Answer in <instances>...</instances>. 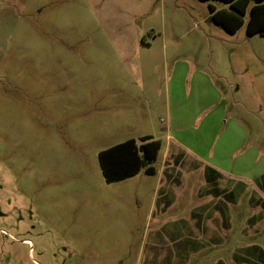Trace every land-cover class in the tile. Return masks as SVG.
I'll return each instance as SVG.
<instances>
[{
    "label": "rangeland",
    "instance_id": "obj_1",
    "mask_svg": "<svg viewBox=\"0 0 264 264\" xmlns=\"http://www.w3.org/2000/svg\"><path fill=\"white\" fill-rule=\"evenodd\" d=\"M210 3L232 9L220 0H0V264H264L229 255L252 244L239 230L257 215L246 196L227 245L176 223L195 197L162 210L158 196L168 144L191 156L202 136L193 131L225 103L264 163V34L247 33L248 14L227 31ZM145 134L164 143L148 165L158 173L107 182L99 152ZM257 237L264 250V232Z\"/></svg>",
    "mask_w": 264,
    "mask_h": 264
},
{
    "label": "crops",
    "instance_id": "obj_2",
    "mask_svg": "<svg viewBox=\"0 0 264 264\" xmlns=\"http://www.w3.org/2000/svg\"><path fill=\"white\" fill-rule=\"evenodd\" d=\"M237 119L228 112L225 103L223 112L212 115L206 124L193 131L202 136L193 143L195 152L189 150L191 156L176 144L169 143L163 158L168 166L161 171L164 183L158 196L165 198L161 202L162 210L176 203V198L185 192L195 197L188 218L178 219L176 223L187 224L189 228L205 233L212 242L208 241V244L215 245H227V238L236 225L235 207L246 196L248 209H257V215L249 218L244 227L239 226V230L245 228L254 236L252 244L246 248L237 245L235 250H229V255L236 261H264V250H260L258 244L261 237H257L264 232V216L258 209L260 197L264 196L259 185L264 182V163L259 166L261 153L249 146L248 132L243 124L239 126ZM203 132L209 134L203 137ZM163 144L162 141V148ZM180 164L189 166L185 174L173 171ZM155 169L157 174L159 170ZM262 186L264 189V184Z\"/></svg>",
    "mask_w": 264,
    "mask_h": 264
},
{
    "label": "trees",
    "instance_id": "obj_3",
    "mask_svg": "<svg viewBox=\"0 0 264 264\" xmlns=\"http://www.w3.org/2000/svg\"><path fill=\"white\" fill-rule=\"evenodd\" d=\"M231 5L218 7L210 3L212 19L231 33L237 32L247 20V33L264 34V0H220ZM162 141L152 134L131 137L99 152L102 172L107 182H116L137 175L143 168L147 174H155L150 163L158 159Z\"/></svg>",
    "mask_w": 264,
    "mask_h": 264
}]
</instances>
